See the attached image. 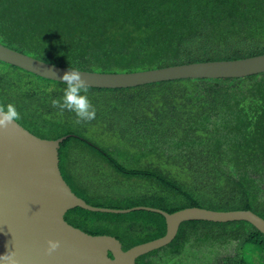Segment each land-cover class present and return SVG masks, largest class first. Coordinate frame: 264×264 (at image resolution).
I'll return each instance as SVG.
<instances>
[{"label": "trees", "instance_id": "16d2710c", "mask_svg": "<svg viewBox=\"0 0 264 264\" xmlns=\"http://www.w3.org/2000/svg\"><path fill=\"white\" fill-rule=\"evenodd\" d=\"M0 42L58 65L102 72L244 58L264 53V0H0ZM14 69L24 73L15 75ZM64 87L63 82L0 60V107L13 103L19 112L17 120L35 134L41 127L23 117L25 110L34 121L40 119L56 128L61 117L70 113L71 119L62 122L77 123L75 113L60 112L51 104L62 97ZM86 87L108 91L134 88ZM137 87L156 94L148 104L157 107L154 114L159 119L145 116L143 124L160 125L170 117L175 123L174 131L166 129L176 139L174 151L169 155L158 147L150 163L137 166L120 162L110 149L87 137L71 135L60 148V167L72 190L88 203L102 206L90 201L100 190L93 191V182L72 168L84 160L71 152L70 141L79 140L80 148L96 155L103 167L146 182L147 192L127 208L149 201L147 206L168 212L191 206L250 209L264 218V72L242 78L175 79ZM139 96L129 95L107 115L113 118L122 104V109L135 108L130 114L137 117ZM128 116L122 113L119 120ZM86 122L79 123L88 125ZM67 134L58 130L49 136ZM159 158L163 160L157 161ZM171 162L178 165L182 177L163 165ZM150 186L159 190L150 192ZM65 218L90 234L116 236L123 249L161 237L167 228L161 213L143 209L113 213L76 207L67 211ZM197 235L204 241L239 244L237 255L225 258L224 264H264V234L246 220L184 221L169 244L136 261L171 264L191 236ZM248 252H257L261 261H250Z\"/></svg>", "mask_w": 264, "mask_h": 264}, {"label": "water", "instance_id": "95a60500", "mask_svg": "<svg viewBox=\"0 0 264 264\" xmlns=\"http://www.w3.org/2000/svg\"><path fill=\"white\" fill-rule=\"evenodd\" d=\"M0 60L58 82L73 68L42 60L1 42ZM73 69L81 72L86 86L128 88L175 79L242 78L262 73L264 53L136 71ZM71 135L74 134L42 137L18 120L0 128V255L10 257L4 264H138L139 256L169 244L181 223L189 220H246L264 234V218L250 209L215 210L191 206L168 212L144 205L110 208L88 203L72 190L61 171L60 148ZM76 207L113 213L142 209L158 212L165 217L166 233L123 249L116 236L90 234L69 223L65 214ZM49 239L60 241V246L51 253L47 251Z\"/></svg>", "mask_w": 264, "mask_h": 264}, {"label": "rangeland", "instance_id": "374dc122", "mask_svg": "<svg viewBox=\"0 0 264 264\" xmlns=\"http://www.w3.org/2000/svg\"><path fill=\"white\" fill-rule=\"evenodd\" d=\"M11 72L15 75L24 73L18 69L11 70ZM52 86L55 87L56 84H52ZM139 93L140 96L137 98L139 102L137 106V117H131L130 114V112H134L135 108L122 109V104L117 106L119 112L114 113L113 118L107 115L109 113L108 110L112 106L116 107L120 101L129 95H138ZM155 95L148 93L147 87H144L142 90L137 86L128 90L114 91L88 89V99L92 106H95L96 110V116L93 120H96L98 123H106L101 126L97 125V123H92L93 120L87 121L86 124L88 123V125L78 124L76 122L64 124L62 122L64 120L63 118L71 119L72 113L69 116L61 117L60 127L57 126V128L51 124H43L40 119L34 121L35 118L26 110L24 111L23 117L41 127L37 135L41 134L42 137L48 135L46 138H50L51 136L49 134H55L58 130H65L69 134H79L91 139L102 147L110 149L118 157L120 162L141 166L151 162L149 159L154 158L153 155L155 154L153 152L158 147L165 150L167 154L173 152L175 149L173 145L176 139H174V134L171 132L175 130L176 125L171 117L169 121H165L160 125L156 122L143 124L145 116H151L155 121L159 119V116L154 114L157 111V107L148 104L150 100H155ZM27 109L30 110L31 106H28ZM122 113L129 114V116L120 121L119 116ZM23 117L21 115V118L24 120ZM167 128H170L171 132H167ZM32 129L36 132L33 127ZM180 131L184 136L187 134L185 130ZM70 145L72 146L71 152L74 156L84 159L79 164H73V170L82 173L93 182L91 186L93 191L100 190L99 193L94 195L96 198L90 200L91 203H98L102 205L101 207L127 208L129 204H133L135 199H139L141 194L147 192L148 186L143 179L127 177L126 175L117 173L112 167L107 165L103 167V162L96 155L89 150H82L80 148L82 143L79 140L70 141ZM169 155H162V157L165 158ZM160 159L163 160L162 158L156 160L159 161ZM163 165H167L171 172L181 176L182 172L175 163L171 162ZM188 168H190V164ZM149 190L153 192L159 190V187L150 186ZM140 205L147 206L149 205V201L141 203ZM92 223L90 222V225ZM238 249L239 244L235 241H204L203 239H199L198 235L191 236L190 242L184 244V248L172 259L171 264H224V259L237 255V252H239ZM258 255L257 252H248L247 257L250 261L259 263L261 257Z\"/></svg>", "mask_w": 264, "mask_h": 264}, {"label": "clouds", "instance_id": "9594fccd", "mask_svg": "<svg viewBox=\"0 0 264 264\" xmlns=\"http://www.w3.org/2000/svg\"><path fill=\"white\" fill-rule=\"evenodd\" d=\"M64 84L63 95L57 100L53 99L51 104L60 112L68 110L74 112L77 117V123L81 121H91L95 119L96 110L88 99L86 87L87 83L80 71L70 68L61 77ZM19 117V112L13 103H8L0 107V128H6L9 124L16 121ZM47 251L54 252L59 246L60 241L49 239L47 242ZM10 257L6 254L0 255V262L9 260Z\"/></svg>", "mask_w": 264, "mask_h": 264}]
</instances>
